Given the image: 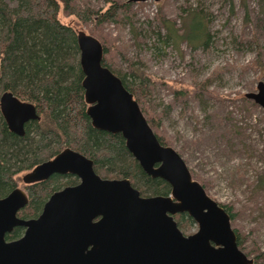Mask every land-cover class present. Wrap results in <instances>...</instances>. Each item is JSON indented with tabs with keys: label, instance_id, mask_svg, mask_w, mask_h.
<instances>
[{
	"label": "rangeland",
	"instance_id": "374dc122",
	"mask_svg": "<svg viewBox=\"0 0 264 264\" xmlns=\"http://www.w3.org/2000/svg\"><path fill=\"white\" fill-rule=\"evenodd\" d=\"M114 1L127 16L99 21L110 0H76L91 19L62 4L58 17L106 45L119 71L153 81L139 104L155 134L229 214L239 248L264 264V107L248 97L264 81V0ZM176 220L186 235L198 230Z\"/></svg>",
	"mask_w": 264,
	"mask_h": 264
},
{
	"label": "water",
	"instance_id": "95a60500",
	"mask_svg": "<svg viewBox=\"0 0 264 264\" xmlns=\"http://www.w3.org/2000/svg\"><path fill=\"white\" fill-rule=\"evenodd\" d=\"M77 41L93 126L121 133L142 169L169 182L174 198L141 197L129 179H104L92 159L65 148L24 176L28 183L54 174L80 178L52 194L38 217L18 216L28 203L22 188L0 198V264H253L238 246L229 214L192 178L181 155L159 141L132 92L103 64L102 42L84 31L77 33ZM248 97L264 107V81ZM0 108L18 135L25 134L28 121L39 118L33 103L11 91L2 93ZM184 212L198 224L193 234L184 235L173 217ZM16 226L25 228L24 235L7 240Z\"/></svg>",
	"mask_w": 264,
	"mask_h": 264
},
{
	"label": "trees",
	"instance_id": "16d2710c",
	"mask_svg": "<svg viewBox=\"0 0 264 264\" xmlns=\"http://www.w3.org/2000/svg\"><path fill=\"white\" fill-rule=\"evenodd\" d=\"M10 1L0 0V84L3 90L34 103L40 118L27 123L25 134L20 136L8 128L0 110V197L18 185L16 177L20 173L66 147L93 159L96 171L103 176L127 177L144 193H170L167 182L148 175L130 155L121 133L95 128L87 114L78 32L62 23L58 14L62 4L65 11L86 21L95 14L94 10L81 11L74 5L76 0H14L16 6H11ZM110 1V8L98 17L99 21L128 15L126 4ZM107 53L104 45L103 64L122 79L138 102L144 99L153 81L136 70L119 71ZM76 182L75 176L54 174L27 185L29 203L20 214L37 216L54 191ZM185 216L193 221L188 215L181 218ZM22 232V228H15L7 239L17 238Z\"/></svg>",
	"mask_w": 264,
	"mask_h": 264
},
{
	"label": "flooded vegetation",
	"instance_id": "af4514ba",
	"mask_svg": "<svg viewBox=\"0 0 264 264\" xmlns=\"http://www.w3.org/2000/svg\"><path fill=\"white\" fill-rule=\"evenodd\" d=\"M4 91H9V90H3V92ZM2 92V93H3ZM12 92V91H11ZM2 95V94H1ZM19 98V97H18ZM20 99V98H19ZM22 100V99H21ZM24 101V100H23ZM28 102V101H27ZM32 103V102H31ZM34 104V103H33ZM35 105V104H34ZM36 107V106H35ZM0 110H1V108H0ZM36 110H37V108H36ZM143 111V110H142ZM2 113V112H1ZM37 113H38V111H37ZM144 113V112H143ZM3 115V114H2ZM39 115V114H38ZM3 118H4V116H3ZM39 118H40V115H39ZM38 118V119H39ZM5 119V118H4ZM34 120H37V119H34ZM6 121V120H5ZM30 121H33V120H30ZM30 121H28L27 123H29ZM26 123V124H27ZM26 124H25V132H26ZM8 126V125H7ZM9 128V127H8ZM20 136H23V135H20ZM123 136V135H122ZM158 137V136H157ZM125 139V138H124ZM158 139H159V137H158ZM126 141V140H125ZM159 141H160V139H159ZM161 142V141H160ZM162 143V142H161ZM163 144V143H162ZM164 145V144H163ZM66 148H71V147H66ZM65 149V148H64ZM63 149V150H64ZM73 149V148H72ZM62 151V150H61ZM60 151V152H61ZM80 152V151H79ZM130 153V152H129ZM58 154V153H57ZM56 154V155H57ZM55 155V156H56ZM85 155V154H84ZM130 155L132 156V154L130 153ZM54 156V157H55ZM54 157H52V158H54ZM88 157V156H87ZM133 157V156H132ZM52 158H50V159H52ZM89 158V157H88ZM134 158V157H133ZM91 159V158H90ZM135 159V158H134ZM47 160H49V159H47ZM93 160V159H92ZM136 160V159H135ZM44 161H46V160H44ZM44 161H42V162H44ZM137 161V160H136ZM94 162V161H93ZM138 162V161H137ZM40 164V163H39ZM38 165V164H37ZM36 165V166H37ZM140 165V164H139ZM159 164H157L156 166H158ZM141 167V166H140ZM34 168V167H33ZM32 168V169H33ZM31 169V170H32ZM31 170H29V171H31ZM94 170H95V172L98 174V172L96 171V169H95V164H94ZM29 171H26V172H24V174L22 175V181H23V186L22 187H20V188H22L24 191H25V193L27 194V197H28V203H29V195H28V193H27V190H26V186L27 185H29V184H33V183H28V182H25L24 181V176L26 175V173H28ZM58 175H61V176H67V175H71V176H75V177H77V182L75 183V184H70V185H63V186H61L60 187V189H57L56 191H54L52 194H54L55 192H57V191H60V190H62V189H64V188H66L67 186H74V185H76V184H78V183H80V178L77 176V175H74V174H71V173H67V174H58ZM98 175H100V174H98ZM149 175V174H148ZM53 176V175H52ZM151 176V175H150ZM100 177H102V178H104V179H107V178H105V177H103V176H101L100 175ZM151 177H153V176H151ZM122 178H127V177H121L120 179H122ZM154 178H158V177H154ZM159 178H161V177H159ZM127 179H129V178H127ZM161 179H163V178H161ZM130 180V179H129ZM165 182H167L165 179H163ZM131 181V180H130ZM35 183H37V182H35ZM132 183V182H131ZM168 184H169V186H170V193H168V194H153V193H144V192H142V190L140 189V187L138 186V185H134V184H132L133 185V187L135 188V189H137L138 191H139V193H140V196L141 197H144V198H147V197H154V196H163V197H173V194H172V186L170 185V183L169 182H167ZM17 187H19L18 185L15 187V188H17ZM14 188V189H15ZM13 190V189H12ZM11 190V191H12ZM10 191V192H11ZM9 192V193H10ZM8 193V194H9ZM7 194V195H8ZM51 194V195H52ZM7 195H5V196H7ZM51 195H50V197H51ZM5 196H3V197H5ZM49 197V198H50ZM0 198H2V197H0ZM49 198L45 201V203L49 200ZM174 198V197H173ZM174 200V199H173ZM27 203V204H28ZM45 203H44V205H45ZM26 204V205H27ZM44 205H43V208H44ZM26 207V206H25ZM24 207V208H25ZM24 208H22V209H24ZM22 209H20L19 211H18V216L20 217V218H24V219H31V218H36V217H38L40 214H41V212L37 215V216H34V217H23L21 214H20V211L22 210ZM43 210V209H42ZM184 215H188V216H190L187 212H184V213H177V214H174L173 215V217H174V219L176 220V218L177 219H179L181 216H184ZM191 217V216H190ZM192 218V217H191ZM185 219H186V216H185ZM192 220L194 221V219L192 218ZM176 222H177V224H178V226H179V228L182 226V223L180 222H178L177 220H176ZM195 222V221H194ZM196 223V222H195ZM197 224V223H196ZM198 225V224H197ZM18 227H20V228H22L23 229V232H22V234L19 236V237H17V238H14V239H11V240H17V239H19V238H21L23 235H24V232H25V228L24 227H22V226H16L15 228H18ZM14 228V229H15ZM13 229V230H14ZM12 230V231H13ZM180 230H181V228H180ZM12 231L10 232V233H12ZM10 233H7L6 234V239H7V235L8 234H10ZM184 233V232H183ZM184 235H186L185 233H184ZM7 240H9V239H7ZM11 240H9V241H11Z\"/></svg>",
	"mask_w": 264,
	"mask_h": 264
}]
</instances>
